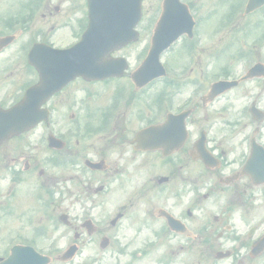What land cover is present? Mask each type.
<instances>
[{
  "label": "flooded vegetation",
  "instance_id": "af4514ba",
  "mask_svg": "<svg viewBox=\"0 0 264 264\" xmlns=\"http://www.w3.org/2000/svg\"><path fill=\"white\" fill-rule=\"evenodd\" d=\"M158 1L159 14L164 6L169 8L175 6L172 3L173 0L166 5L163 3L164 0ZM215 2L218 3L216 7L219 8L223 0L211 1L208 19L216 22L217 20H214ZM236 2L237 0H227L225 9L235 12L244 9L245 2L241 6ZM70 5L80 19L77 21L74 15H67V26L72 30L76 29V34H80L84 29V6L78 0H71ZM189 6L195 7L193 4ZM44 9V15H48L51 22L54 21L52 18H56L63 11L60 5L51 7L49 4H44ZM256 11L258 9L252 13ZM19 22L18 19H13L7 23V28ZM180 39L187 40V37L182 36ZM10 46H13L11 57L4 58L20 60L22 48L16 43L0 49V58L2 52ZM129 46L114 51L113 55L127 58L126 50ZM255 55L260 59V52ZM228 59V53L221 48L216 57L210 58L207 62L205 68L207 75L212 76L214 72L232 75L241 71L243 65L234 63L235 58L231 59V63ZM124 71V75L118 80L130 81L132 67L128 64ZM256 71L259 72L260 69ZM32 76L31 71L28 68L19 67V63H13L6 70L0 67V100L10 101L17 95L24 82ZM253 80L256 81V86L264 88V77H254L249 81ZM6 81L11 84L5 85ZM245 82L240 81L234 89L242 87ZM120 85L125 88L130 87L129 84ZM140 91L142 89L135 90L138 93ZM177 94L166 96L162 103L159 99L157 105L150 111L140 113L138 107L134 106L137 114L133 118L126 115V110L119 111L114 118L119 121H121L120 118H128L140 123L147 121L146 125L162 122L169 110L167 105H174ZM131 95L138 94L131 93ZM100 96L101 90L97 86L86 85L82 79H74L47 100L46 104L50 112L48 127L51 126L52 130L61 131L65 135L69 132L84 133L86 104L92 103ZM161 97L163 98V95ZM257 100L260 103L261 96H258ZM1 101L0 105H8ZM122 102L124 107H128V103L124 100ZM165 103L167 105H164ZM128 111L134 114L130 107ZM117 127H119L117 122H113L111 135L116 134L113 140H119V142L114 144L117 147H113L110 152L112 162L109 164V173L114 176L117 188L129 186L133 189L128 196L130 202L150 193L151 202H156L158 211L153 210L154 205L151 203V206L144 211V218L140 220L137 217H131L130 213L122 207V212L118 211L120 218L112 225V228L117 231V239L122 237L118 235V231L123 222L129 219L131 225L138 227L141 224L142 229L136 230L135 233L137 237L143 235V243L128 242L129 239L125 242L114 241L108 246L107 253L102 251L95 255L101 257L104 253L105 259L84 260L82 264H264V180L254 181L245 175L231 178L229 176L238 169L228 168L223 163L219 169L225 173L224 179L218 181L198 179L196 159L188 156L189 149H182L168 158L162 157L161 150H136L130 140L133 136L132 132H127L122 126L117 132ZM253 139L264 148V119L259 122V131L254 134ZM250 147L251 138L242 140L239 143L238 153L235 149L230 150L225 155V161H228L230 167H240ZM33 150L28 149L29 152ZM28 156L30 157L25 158L18 154L17 157L11 158L8 163L9 178L0 179V236L5 234V225H10L6 223L8 217H13L15 223L12 224V229L10 227L7 229L12 230L8 233L19 237L17 243L32 245L40 251L57 250V245L52 244L46 228L22 232L19 220L21 200L32 197V182L36 175L39 176L43 191L50 194L55 188L57 196L61 200L65 198L66 193L60 190L63 183L51 172L54 166H59L58 159L61 156L54 157L53 154L48 156L46 153L44 160L46 159L50 169L48 174L43 169L36 172L34 168L36 163H30L32 158L31 155ZM100 159H104V156L100 155L98 160ZM257 162L258 168L264 170V157L261 152L257 154ZM163 178L167 180H162ZM160 210L166 211L176 220L174 227L169 226L164 214H159ZM3 246L2 239L0 240V258L4 256ZM88 246L89 244H82V247Z\"/></svg>",
  "mask_w": 264,
  "mask_h": 264
},
{
  "label": "rangeland",
  "instance_id": "374dc122",
  "mask_svg": "<svg viewBox=\"0 0 264 264\" xmlns=\"http://www.w3.org/2000/svg\"><path fill=\"white\" fill-rule=\"evenodd\" d=\"M1 3H9L10 1H6V0H0ZM29 141L31 143L37 144V146H43L42 144V140L41 137H39V132L34 133L30 138ZM74 173H77L76 170L69 171L68 173V178L71 179L67 184V189L69 190V198L67 200V202L63 205L64 209H66L65 211L69 214L70 219H81V214H83L84 212H86L87 208H91L90 210V217L92 218V221L96 224H99L100 222H102L103 220L109 218L112 216L113 212H114V204L112 200H104L102 203L100 204H91L90 201L88 199H82L78 196V192L81 191L83 189L82 187V183L87 182V180L91 179V177H89L88 173L85 174H81V173H77L78 175H80V180L78 183L77 182V178L74 177ZM71 175H73V177H70ZM34 214L37 216L38 212H34ZM134 214V213H133ZM128 223V221H126V224ZM126 227V225H125ZM63 229L64 227L61 225H58V232L61 233V238H60V243L66 242L65 240L68 239H72V233H65V236L63 237ZM130 230L125 229V233L129 234ZM105 232H100L98 231L94 236H92L90 239H88V237L86 235H82L80 240V243H92V244H97L99 243V239L101 238V236L104 234ZM79 242V241H78ZM84 254L89 253L88 251H84ZM78 259V258H77ZM79 259H81V257H79Z\"/></svg>",
  "mask_w": 264,
  "mask_h": 264
},
{
  "label": "water",
  "instance_id": "95a60500",
  "mask_svg": "<svg viewBox=\"0 0 264 264\" xmlns=\"http://www.w3.org/2000/svg\"><path fill=\"white\" fill-rule=\"evenodd\" d=\"M98 3L100 4V8L98 10H96L95 1L93 2L94 6L91 5L90 28H95L98 30L97 39H99L100 41L99 45L101 46V48H105L106 44L109 45L111 43V39L117 36V33H120V26H118V29L116 31L115 29L111 30L112 25L109 22L112 18L110 11V0H99ZM100 52L101 50L97 53V55L88 52H85L83 55L79 52L77 58H75L76 60H78V62L72 66L68 65V67L75 72L84 74L89 70L95 68V61H98L100 59L99 57H101L102 55V53ZM70 53H77V49L65 54L69 55ZM92 57L95 60H93ZM83 60L85 61L84 63L82 62ZM43 67L45 68V66ZM7 116L12 117L14 115L13 113H10ZM15 255L16 254H14V256L12 255V257H10L5 264H13V260L16 257ZM29 260L30 259L26 253L20 254V264H31Z\"/></svg>",
  "mask_w": 264,
  "mask_h": 264
}]
</instances>
